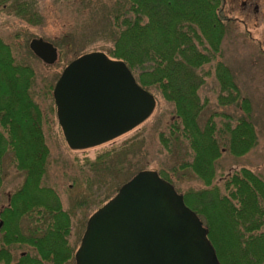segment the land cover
<instances>
[{"label":"trees","instance_id":"16d2710c","mask_svg":"<svg viewBox=\"0 0 264 264\" xmlns=\"http://www.w3.org/2000/svg\"><path fill=\"white\" fill-rule=\"evenodd\" d=\"M225 4L226 0H114L95 14L104 26L98 40L111 43L106 55L123 61L141 87L153 89L173 105L170 135L186 140L193 151L192 161L182 167L204 185L189 187L183 199L208 228L219 264H264V179L243 167L223 185L214 182L215 163L224 148L242 156L258 143L250 100L241 96L233 72L221 59L223 38L234 27ZM9 6L29 24L43 22L37 0H0V11ZM84 38L87 44L92 41ZM69 42L63 37L52 43L62 49ZM74 52L72 60L87 53ZM28 53L33 61L16 59L11 45L0 36V162L9 152L23 175L3 212L0 256L6 264H67L76 251L69 241L72 216L55 189L43 184L50 152L44 112L33 94L39 78L33 62L47 64L29 44ZM211 63L220 88L218 104L237 105L243 111L234 125L229 120L220 129L214 121L216 113L199 123L205 108L199 95L206 73L202 67ZM43 88L45 94L52 92L51 86ZM161 139L167 146L169 138L161 135ZM114 151H104L95 161ZM159 174L173 185L166 174ZM16 245L29 246L33 252L13 262L9 251Z\"/></svg>","mask_w":264,"mask_h":264},{"label":"rangeland","instance_id":"374dc122","mask_svg":"<svg viewBox=\"0 0 264 264\" xmlns=\"http://www.w3.org/2000/svg\"><path fill=\"white\" fill-rule=\"evenodd\" d=\"M37 1L43 16L41 24L27 23L15 16L9 6L0 11V36L11 45L16 59L27 62L33 61L28 53L32 38L41 37L53 43L63 37L70 38L69 44L63 45L62 49L57 46L58 59L54 64L43 65L34 59L36 63L33 62V65L39 78L33 94L44 112V133L50 152L43 184L53 187L63 207L70 211L72 226L69 241L77 249L89 216L137 172L155 170L164 173L181 194L189 187L199 189L204 185L189 168L182 167L192 161L193 151L186 140L175 139L176 134L170 135L171 121L175 118L173 105L153 89L148 91L155 98V108L135 129L99 147L83 151L68 147L57 121L53 88L63 68L75 57L76 49L80 53L106 52V48L111 46L109 41L98 40L104 26L95 14L98 11L101 14V10L114 0ZM225 14L234 19V27L227 30L223 38L221 59L233 72L241 96L250 100L258 143L242 156H234L225 148L222 150L215 163L214 182L219 185L243 167L264 179V0H226ZM85 36L92 38L89 44ZM202 70L206 72L205 82L199 95L205 108L199 123L203 125L216 113L214 121L219 129L229 120L234 125L235 120L243 115L242 109L233 104L219 105L220 88L214 64H206ZM44 86H51L52 92L43 93ZM161 135L169 138L167 146L162 142ZM112 149L115 151L110 156L99 163L95 161L99 154ZM0 167L3 169L0 192L15 191L21 185L23 175L15 168L9 152L4 155ZM3 200H6V195ZM11 251L14 260L22 253L33 252L26 245L12 247ZM67 264L75 262L71 260Z\"/></svg>","mask_w":264,"mask_h":264},{"label":"water","instance_id":"95a60500","mask_svg":"<svg viewBox=\"0 0 264 264\" xmlns=\"http://www.w3.org/2000/svg\"><path fill=\"white\" fill-rule=\"evenodd\" d=\"M33 54L44 64L58 59L50 41L34 37ZM58 123L68 146L86 149L141 124L155 98L127 65L103 51L69 62L53 88ZM75 264H219L208 228L183 194L155 170H141L87 219Z\"/></svg>","mask_w":264,"mask_h":264},{"label":"flooded vegetation","instance_id":"af4514ba","mask_svg":"<svg viewBox=\"0 0 264 264\" xmlns=\"http://www.w3.org/2000/svg\"><path fill=\"white\" fill-rule=\"evenodd\" d=\"M56 117H57V114H56ZM58 121V120H57ZM137 127V126H136ZM135 127V128H136ZM61 128V127H60ZM135 128H133V129H135ZM132 129V130H133ZM62 130V129H61ZM132 130H130V131H132ZM130 131H128V132H126V133H124V134H122V135H120V136H118V137H116V138H114V139H112V140H109V141H107V142H105V143H103V144H100V145H97V146H94V147H90V148H95V147H99V146H101V145H104V144H107V143H110V142H114L117 138H119V137H121V136H123V135H125V134H127V133H129ZM64 136V135H63ZM65 139V138H64ZM65 142H66V140H65ZM67 143V142H66ZM68 145V144H67ZM69 147V146H68ZM70 148V147H69ZM90 148H86V149H72V148H70L71 150H74V151H83V150H87V149H90ZM3 159V158H2ZM1 163V162H0ZM158 172V171H157ZM2 174H3V169L1 170V167H0V186H1V183H2ZM14 192V191H13ZM13 192H8V193H6V194H4V192L3 191H1L0 192V241L1 240H3V238H4V234H5V232H4V224H5V220H4V217H3V212H4V210L6 209V208H8L9 207V200H10V196H11V194L13 193ZM4 195H6V200H3L4 199ZM83 235V234H82ZM2 242H0V255H1V251H2ZM16 246H18V245H16ZM13 247H15V246H13ZM10 256H11V258H12V251H11V249H10ZM26 253H22L21 255H25ZM20 257V256H19ZM19 257H18V259H19ZM18 259L17 260H14L13 258H12V260H13V262H16V261H18ZM0 264H6L5 262H4V260H2L1 259V256H0Z\"/></svg>","mask_w":264,"mask_h":264}]
</instances>
